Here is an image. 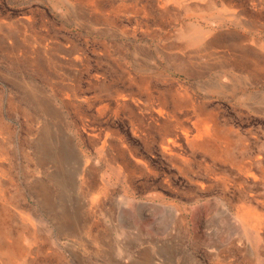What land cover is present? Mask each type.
<instances>
[{"label": "rangeland", "instance_id": "obj_1", "mask_svg": "<svg viewBox=\"0 0 264 264\" xmlns=\"http://www.w3.org/2000/svg\"><path fill=\"white\" fill-rule=\"evenodd\" d=\"M241 3L244 26L220 29L249 40L255 74L164 45L153 19L145 32L127 17L89 25L63 0H0V264H264V0ZM157 96L172 128L157 129ZM54 113L100 183L96 205L86 182L60 200L48 180L39 137ZM64 203L85 228L54 223ZM6 227L34 252L5 258Z\"/></svg>", "mask_w": 264, "mask_h": 264}, {"label": "bare ground", "instance_id": "obj_2", "mask_svg": "<svg viewBox=\"0 0 264 264\" xmlns=\"http://www.w3.org/2000/svg\"><path fill=\"white\" fill-rule=\"evenodd\" d=\"M63 1L66 4L67 11L73 15L74 18H84L85 20H88L89 25H91L92 21L94 24H97L100 21L106 22L112 18L127 17L134 18L136 24L135 29H140V27H142V29H144L143 31L149 32V21L150 19H153L158 22L157 29L153 31L160 30L164 34V36L161 37V41L164 45L173 46L174 48H177V50L188 48L198 49L201 53L195 56L199 59L206 57L207 59L214 58L217 60H224L217 63V66L224 68L226 65L227 72L233 73L232 75L239 74L242 70L247 71L250 74H255V70L258 69V64H256L255 59L251 60V62H253L251 64H247L245 60L249 57L248 53L251 51L248 49L249 40L241 37L230 36L227 32H225L226 30L220 29L225 26L227 27V23L239 27L244 26V19L241 18V12L244 10L241 0ZM257 2L258 0H252L254 8L257 7ZM226 46L227 55L217 51L218 48ZM187 54L191 56L192 50ZM250 56H252V54ZM225 59H227V61ZM129 81L131 84L136 85L139 93H143L144 90L147 89V95L149 97L153 96L152 93L148 92L149 81L146 78L140 77L137 80L131 79ZM184 89L187 91L186 88ZM157 101L159 103L157 112L158 116L161 117V119H158V124L161 127L157 129L160 130L166 127L172 128L175 120L178 121L179 119L176 116V108L168 110V100L165 96H163V98L161 96H157ZM164 112L166 113V116L163 115ZM56 113H54L55 115L53 114L52 119L59 124L58 126L57 124L56 126L54 125L57 127V130H54V126L52 127L46 125L39 137V147L42 157L44 158L42 161L44 160L45 162L51 163V166L54 168V170L48 175V180L51 182V185L55 186L57 189V196L60 200L64 198L69 180L71 181V184L74 182L76 185L78 180L80 183L86 182V187L91 188V197L88 202L96 205L99 202L98 195L101 190L100 183L93 176L85 181L83 176L84 171H89L91 169L89 165L86 164L87 161L83 158V156L80 155L76 149L73 151L72 146L70 145L68 133L65 131L64 126H62L63 123ZM194 113L196 115V119L199 120L200 114L197 112ZM188 132H190L189 128L185 127L184 134L186 139L190 143H194L199 147L201 145H205L211 140V133L208 127L197 129L196 133L191 137L188 135ZM56 133L58 135H55ZM71 150L74 152V158H71ZM41 188L43 196L42 201L47 204L50 201L48 185L45 184L44 187ZM86 192L88 191L86 190ZM82 205L83 200H80L78 202V207ZM73 209L78 211V208H74V205ZM70 211L73 210H69L66 203H64L58 210V217H53V220H56L54 223L64 228L69 226L75 227L76 224L77 226L85 228L87 224L82 221V223L78 222V218L72 215L73 213H70ZM24 224V228L28 232V237L26 238L34 241L36 233L33 232L29 225L26 223ZM0 226H2L1 221ZM6 233L7 234L3 237L6 238L7 236L13 239L10 242L5 240L1 245L5 258L12 260L14 257L13 252H17V255L20 257L34 252L36 247H32V244L28 243V239L19 236L12 237L11 230L7 227Z\"/></svg>", "mask_w": 264, "mask_h": 264}]
</instances>
